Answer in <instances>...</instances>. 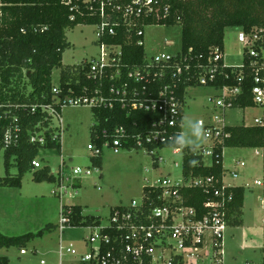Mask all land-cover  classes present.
<instances>
[{
    "label": "built area",
    "instance_id": "built-area-1",
    "mask_svg": "<svg viewBox=\"0 0 264 264\" xmlns=\"http://www.w3.org/2000/svg\"><path fill=\"white\" fill-rule=\"evenodd\" d=\"M84 1L89 4L96 0ZM67 2L71 4L72 0ZM122 9L124 10L122 21L128 22L133 20V17L148 15H155L158 19L161 15L167 17L170 7L163 5L160 0H133ZM161 11L163 14H160ZM120 21L104 19L97 24L98 40L105 34H116V27ZM138 33L144 36V30H139ZM261 33L262 29L250 32L241 30L238 34V40L248 49L251 56L258 55L255 45L262 41ZM98 44L99 54L84 60L81 64L88 65V76L100 81L99 88L93 93L74 94L61 99V96L59 97L61 89L55 86L53 92L56 98L53 103L34 104L29 107L31 112L39 110L45 113V122L49 120L48 124L39 121L28 129L29 142L39 146H46L49 141L63 143L65 126L62 112L63 107L68 104L111 109L120 106L130 111H151L159 114V117L146 131L132 136L124 126L104 128L101 139L97 140L99 136L92 139L88 149L91 151L92 159L98 158L103 155L105 148H112L118 153L120 148L125 147L124 140L130 143V138H133L134 147L157 156L159 166L163 161L160 151L167 148L163 142L164 138L181 131L182 105L177 91L179 82L196 79L199 85L208 86L216 81L226 66L231 65L226 63L225 54L220 48H216L208 64L198 68L196 76L191 65L186 62L187 58L182 62H175L177 55L162 53L151 59L146 56L143 65L129 72L132 80L128 79V81L124 80L126 72L122 68L121 45L102 41H98ZM239 67H243V63ZM254 78L253 100L261 106L264 104V75L261 76L257 70ZM105 79L120 80L122 85L116 87L111 83L107 87L103 83ZM241 80L240 77L239 81ZM212 87L219 91L213 97V113L208 119H199L207 130V140L195 154H199L201 161L207 166H211L215 159L219 161L221 157L223 165L221 177L186 176L182 165L181 180L174 181L165 177L151 185H146L153 191L144 190L141 200L134 199L130 205L113 208L108 224H103L101 221L97 225L86 226L91 229L84 240L87 250L75 256L72 263L68 264H224V233L230 226V204L234 199L230 189L240 186L228 182V169L224 166V154L227 148L224 141L229 136L225 130L228 126L226 117L227 110L235 108L242 89L239 86L227 85ZM27 109V106L0 99V154H4L5 157L8 150L21 143L25 127L21 123L20 114ZM260 122L261 118L255 119V124ZM164 145L166 147L162 148ZM220 145L222 149L218 152L216 148ZM176 153L178 152L174 151V154ZM257 153L259 154V151ZM208 159L211 160L210 163H207ZM94 165L99 168V165ZM237 165L244 166L245 163L237 161ZM32 166L35 170L42 167L38 157L32 160ZM91 168V166H71L67 158L62 156L56 176L57 188L54 191L61 202V217L58 223L61 232L75 227L71 216L72 210L69 207L73 204L66 203L65 199L75 196L76 193L71 189H75L84 177L92 174ZM228 174L234 179L239 177L237 170H229ZM254 184L261 189L264 224V174L263 178L255 180ZM191 187L202 188L208 195V200L203 203L201 210L187 205V198L182 191ZM151 191L154 195H150ZM65 251L72 253L73 249L65 248L60 244L58 264H66L63 261ZM20 254H28V248L21 249ZM53 263L54 261L44 258L37 262V264Z\"/></svg>",
    "mask_w": 264,
    "mask_h": 264
},
{
    "label": "trees",
    "instance_id": "trees-1",
    "mask_svg": "<svg viewBox=\"0 0 264 264\" xmlns=\"http://www.w3.org/2000/svg\"><path fill=\"white\" fill-rule=\"evenodd\" d=\"M133 0H96L86 3L84 0H0V99L11 103L27 106L21 112V123L25 127L19 146L8 150L5 163L7 174L0 177V187L22 186V180L27 171L33 170L32 160L38 157L41 148L62 150V143L49 141L46 146L32 144L28 139V129L39 121L45 122V113L31 112L29 107L34 104L53 103L56 94L53 92V72L62 68L58 89H61V99L74 94L93 93L100 86V81L88 76V65H63L64 53L72 47L66 30L79 24H100L104 19L121 20L116 27V34H105L98 41L121 45L122 68L124 80H132L129 72L145 63L144 36L139 30L152 24L172 26L182 25V49L175 57V62L187 58L197 76L199 67L208 64V60L216 48L225 54V29L238 27L247 32L262 29L263 39L255 45L258 55L251 56L248 49L243 50V67L226 66L216 81L208 86L230 87L239 86L242 93L235 103V108L259 107L254 100L252 88L255 85V73L259 70L264 75V0H160L163 5H169V15L133 17L131 21H122L124 8ZM103 2V3H102ZM75 6V7H74ZM153 14V13H151ZM160 14H163L161 11ZM97 41V42H98ZM222 64L224 61H221ZM228 75V76H226ZM227 77V78H226ZM242 78L239 81V78ZM129 81V80H128ZM107 87L112 83L120 87V80L104 82ZM159 85V84H156ZM191 86H201L196 79L181 81L178 85V97L182 105L181 118L184 117L186 90ZM263 115L261 122L254 125H228L225 127L229 136L225 138L227 148L242 147L260 149L264 152V104L261 105ZM97 123L92 128V139H101L104 128L124 126L132 136L146 131L159 114L145 110H126L120 106L115 108H92ZM49 123V120L45 122ZM180 130L181 127H180ZM124 140L127 149H134L135 141ZM166 146H162L165 148ZM220 152L222 145L218 146ZM183 172L186 176H215L220 178L223 172L222 158L215 159L211 166L201 161V156L183 150ZM153 164L158 167L157 156H152ZM14 160V162H13ZM101 166L102 156L93 158ZM195 161V164L191 163ZM17 166V175H11L10 166ZM264 171V169H263ZM35 179L38 182H57L51 168L36 169ZM144 190H152L147 186ZM234 199L230 204V225L242 223V208L244 206L245 188L234 186L231 189ZM153 191V190H152ZM150 195H154V193ZM187 205L202 209L208 195L199 187L183 189ZM75 227L97 225L100 217L84 215L81 205L69 206ZM50 225L38 232H28L22 235L9 236L0 231V248L17 247L20 250L28 248L30 242L43 237ZM58 227V225H57ZM0 264H10L7 256H0Z\"/></svg>",
    "mask_w": 264,
    "mask_h": 264
},
{
    "label": "rangeland",
    "instance_id": "rangeland-1",
    "mask_svg": "<svg viewBox=\"0 0 264 264\" xmlns=\"http://www.w3.org/2000/svg\"><path fill=\"white\" fill-rule=\"evenodd\" d=\"M97 25L79 24L68 28L66 35L72 47L63 56V65H78L100 52ZM241 31L238 27L225 29V60L228 65L240 66L243 62L244 45L238 40ZM144 49L148 59L162 53L177 55L182 49V25L172 26L152 24L144 27ZM62 68L53 72V84L59 85ZM219 91L212 86H191L186 90L184 115L194 119H205L213 113V97ZM263 115L262 107L230 108L227 110L228 125H254L255 119ZM62 117L65 131L62 150L41 148L38 155L42 167L49 166L58 175L62 156L71 166H91L92 174L84 177L75 189L74 197H67L66 203L81 205L84 215L100 217L108 224L111 211L117 206L130 205L132 200H141L144 186L151 185L165 177L171 180L182 179L183 151L174 154L168 147L160 151L163 161L158 167L153 164L151 154L143 149L120 148L116 153L105 148L102 165L97 168L92 159L88 144L92 140V128L97 123L91 107L68 104L63 107ZM57 122V120H55ZM259 151V154L257 153ZM224 166L228 169L227 180L245 187L244 224L237 229L230 225L224 233V264H264V224L261 205V189L254 184L264 174V152L254 148H226ZM243 161L244 166L237 165ZM14 162V160H13ZM211 160L208 159L207 163ZM176 163L178 165H176ZM229 170H237L239 177L234 179ZM35 169L27 171L22 186L0 187V231L5 235L17 236L28 232L46 229L43 237L30 242L28 254L21 255L17 247L0 248V256H7L10 264H37L41 259H59L60 244L72 247L73 252L65 251L64 263H72L79 254L86 252L84 240L91 229L70 227L61 232L57 225L61 217L60 198L54 191V182H38ZM11 175L19 170L12 164ZM66 172L68 170L66 169ZM7 174L5 155L0 154V177ZM36 250L35 252H33Z\"/></svg>",
    "mask_w": 264,
    "mask_h": 264
},
{
    "label": "clouds",
    "instance_id": "clouds-1",
    "mask_svg": "<svg viewBox=\"0 0 264 264\" xmlns=\"http://www.w3.org/2000/svg\"><path fill=\"white\" fill-rule=\"evenodd\" d=\"M181 131L164 138L166 146L176 152L188 149L190 152H198L207 140V130L199 119H194L185 114L181 120ZM195 164V161H191Z\"/></svg>",
    "mask_w": 264,
    "mask_h": 264
},
{
    "label": "crops",
    "instance_id": "crops-1",
    "mask_svg": "<svg viewBox=\"0 0 264 264\" xmlns=\"http://www.w3.org/2000/svg\"><path fill=\"white\" fill-rule=\"evenodd\" d=\"M233 184H236V183H233ZM244 200H245V199H244ZM244 206H245V202H244ZM244 206H243V208H242V211H243V215H242V223H241L240 225H232V227H235V228L239 229V228H241L242 225L244 224V218H243V216H244ZM58 260H59V259H55V262L58 263Z\"/></svg>",
    "mask_w": 264,
    "mask_h": 264
}]
</instances>
